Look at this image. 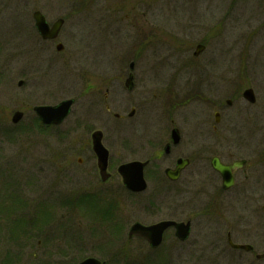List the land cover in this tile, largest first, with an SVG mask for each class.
Returning <instances> with one entry per match:
<instances>
[{
  "label": "flooded vegetation",
  "instance_id": "flooded-vegetation-1",
  "mask_svg": "<svg viewBox=\"0 0 264 264\" xmlns=\"http://www.w3.org/2000/svg\"><path fill=\"white\" fill-rule=\"evenodd\" d=\"M111 5L109 0H78L70 11L73 37L82 34V29L91 30L92 27H101L102 31L108 25L119 28L121 18L118 19L117 15L124 10ZM133 10L124 16L128 19ZM40 13L48 26L62 20L55 39L40 36L41 57L45 43L55 47L60 42L59 36L67 18L57 17L49 22L46 14L41 10ZM150 27V36L153 37L149 43L154 45L155 24L150 23ZM8 49L7 43L0 46V86H6L11 93L18 95L25 81L18 79L15 82V76L7 70V64L11 62ZM129 52L131 54L116 56L114 63L117 70L108 71L105 68L108 60L89 61L90 68L78 76L80 83L76 82L80 92L69 97L71 107L82 99L87 101L88 107L86 112L75 114L72 125L75 139L70 140L72 150L61 155L43 154L46 157L37 162L34 166L36 172L31 176L28 154L22 150L25 131L17 128L23 120L25 105L11 109V104H0V126L11 123L5 140L10 144L21 142L14 152L6 153L0 148V157L6 165L5 170L0 167V248L5 255H24L28 249L30 229L35 230L37 247L40 248L43 231L40 222L45 224L44 230L49 229V222L55 216L54 210L49 207L53 206L68 208V223L75 228L72 240L78 242V225L81 226V219H85L86 235L100 232L102 238L110 237L119 243L124 228L118 222L119 217L115 219L112 214L113 209L119 208L114 204L113 197H117L118 204L125 190L132 196L143 197L151 205H172L183 203L189 186L198 184L199 188L207 191L204 206H212V214L183 220L162 219L189 222V232L185 239L180 240L175 236L174 226L165 229L160 245L149 247L154 252L150 264H159L162 244L168 234L173 235L175 242L185 244L184 250H197L196 259L182 257L181 264H195L198 258L202 259L204 247L200 245L205 239L209 240L214 250L212 264H264V106L253 108L256 103H249L243 98V91L248 87L234 89V95L229 97L221 96V77L218 71L214 72L217 65H212L210 61H204L198 67V75L192 72L190 80L193 82H190L189 69L196 67L188 60L147 56L140 54L139 48ZM192 56L191 61L194 62L198 55ZM227 81L234 84L233 78ZM254 97L256 101L255 94ZM239 98L246 102H235ZM190 103H198L202 109L192 116V112H188ZM15 111H20L22 118L13 124L11 117ZM37 122L38 130L44 133L55 131L61 125L43 124L40 119ZM109 122L117 127L118 137L124 146L128 147V141L132 140L134 152L138 154L137 158L125 162L135 160L145 163L143 177L146 187L140 192L127 191L122 184L118 166L125 162L110 161L106 142ZM12 132H20L21 135ZM96 132H99L100 142L108 150L103 173L92 149L93 134ZM78 133L80 139H77ZM129 136L133 138H127ZM41 137L47 138L46 135ZM41 171L53 174V184L40 185L41 177L43 180ZM57 176L62 179L58 185L54 182ZM66 249L69 250L59 251L60 255L66 252L77 254L74 247ZM168 250L164 248L162 251L168 254ZM101 251H105L108 257H94L100 264H117L122 260L120 264H125L124 260L129 255L120 246L104 247ZM57 252L55 250L54 253ZM167 259H163L166 261L163 264H170ZM132 262L135 264L134 260ZM56 264L65 263L61 260Z\"/></svg>",
  "mask_w": 264,
  "mask_h": 264
},
{
  "label": "rangeland",
  "instance_id": "rangeland-1",
  "mask_svg": "<svg viewBox=\"0 0 264 264\" xmlns=\"http://www.w3.org/2000/svg\"><path fill=\"white\" fill-rule=\"evenodd\" d=\"M77 1L0 0V46L7 43L9 57H11L7 70L15 76V82L18 79L25 81L24 88L22 87L18 95L11 93L8 87L0 86V104H11L9 106L11 109L21 104L25 105L23 120L17 128H23L25 131L26 137L23 138L22 150L28 154L30 176L36 172L34 166H37L41 157H46L42 156L43 154L61 155L63 152L67 154L72 150L70 140L75 139L72 133L75 114L86 112L87 101L82 99L76 106H72V113L56 128L57 130L45 133L41 129L38 130V122L35 121L32 107L38 104H56L60 100L77 95L80 92L76 85V82L80 83L78 76L83 75L85 70L90 68L89 61L108 60V66L105 65V68H108V71L117 70L118 67L114 63L116 56L131 54L130 50L133 52L139 48L140 54L147 56H157L164 60L168 58L188 60L190 65L193 64L196 67V69L190 67L189 80L192 72L199 74L198 67H201L204 61H210L212 65H217L216 68L213 66L216 69L214 72L218 71L221 77V96L229 97L234 95L232 94L234 89L250 87L256 96V105L253 108L264 106V0H109L111 7H120L124 10L117 15L118 19L121 18L118 21L120 27L113 28L108 25L104 31L101 27L99 28L102 30L98 27H92L91 30L82 29L80 31L82 34H77L74 38L70 29L72 21L70 11ZM133 8V14H131ZM34 10L43 11L49 22L57 17L67 18L59 36V41L64 46L60 53L57 54L53 44L49 46L45 43L40 57V38L32 19ZM126 12H131L128 19L124 16ZM150 23L155 24L153 28L156 38L152 39L154 45L149 43L150 38L153 37L150 36L152 34ZM93 25H95L94 22ZM199 43H204L205 48L192 62V53ZM232 78L234 84L228 83L227 80ZM235 102L246 101L239 98ZM200 109L202 106L198 103L188 104V112L191 111L192 116ZM10 124L8 122L5 126H0V148L6 153L14 152L17 145L21 143L10 144L5 140V136L9 134L7 130L11 129ZM12 134L17 133L12 132ZM18 134L21 135L20 132ZM42 135H46L47 138L43 139ZM118 135L120 133L117 127L109 122L106 129V142L110 161L117 163L137 158L138 154L134 152L132 140L129 139V146L125 147ZM77 137L80 139L79 133ZM4 163L5 160L0 157V167L5 170ZM52 175L41 171L40 185L53 184ZM61 180L57 176L54 182L58 185ZM63 183L62 181V185ZM109 189L112 188L109 187ZM206 192L199 188L198 184H192L183 203L151 205L143 200V197L132 196L124 190L118 204L117 197L112 198L115 201L114 204L119 206L118 210L113 209L112 214L115 215V219L119 217L118 222L124 228L119 243L110 237L102 238L99 231L98 234L86 235L85 219H81V226L78 225L80 227L77 230L78 242L72 240L74 235L72 231L75 228L68 223L70 215L68 208L49 207L54 210L55 216L49 222V229L44 230L45 224L40 222V227L43 229L40 235V248L37 247V235L34 237L28 232L30 235H28L27 252L24 255L20 253L5 255L3 248H0V264L4 261L9 264H56L61 260L65 264H77L87 256L107 258L106 252L101 249L117 246L124 247L129 254L128 259L124 260L125 264H134L132 260L135 264H150L153 257L151 254L154 252H151L143 240L127 238L129 226L134 222L150 224L162 219L183 220L205 213L212 214L213 207L204 206ZM210 246L209 240L205 239L200 245L201 248L204 247L203 257L198 258L195 264H212L214 250ZM55 247L57 253H54L55 250L50 251ZM70 247H74L77 254L66 252L65 255H60L59 251L69 250L66 248ZM164 248L169 249L168 254L162 251ZM185 248V244L175 242L173 235L168 234L162 244L159 255L162 259L159 258V264L166 262L163 260L165 258H168L167 261L170 264H181L182 257L197 258L195 257L197 250L189 251L184 250ZM122 262L123 260L120 261Z\"/></svg>",
  "mask_w": 264,
  "mask_h": 264
},
{
  "label": "water",
  "instance_id": "water-1",
  "mask_svg": "<svg viewBox=\"0 0 264 264\" xmlns=\"http://www.w3.org/2000/svg\"><path fill=\"white\" fill-rule=\"evenodd\" d=\"M32 16L36 31L39 33V35H41L43 39H53L57 36L62 24V20H57L51 27H49L40 11H34ZM56 49L60 51L62 49V45L57 44ZM203 49L204 46L198 44L193 54L198 55ZM243 97L251 103L255 101L253 91L250 88L244 90ZM71 103L72 101L68 99L61 101L58 105L55 106L38 105L34 107V111L44 123L57 124L67 116ZM21 116L22 113L18 111L15 112L12 116V122L16 123L21 118ZM92 145L93 150L98 158L99 168L103 173L106 169L108 151L100 142L99 132L93 134ZM144 165L145 163L132 161L122 164L118 167V172L122 177V182L128 190L137 192L145 188L146 184L143 179L142 172ZM166 173L170 176V174H168V171H166ZM170 226H174L175 236L178 239L183 240L187 237L189 232V222L177 223L175 221L169 220H162L150 225H143L139 222H135L130 226L128 230V237L137 236L143 238L149 243L151 247H157L162 242V236L165 229ZM79 264H99V261L94 258H87L81 261Z\"/></svg>",
  "mask_w": 264,
  "mask_h": 264
},
{
  "label": "trees",
  "instance_id": "trees-1",
  "mask_svg": "<svg viewBox=\"0 0 264 264\" xmlns=\"http://www.w3.org/2000/svg\"><path fill=\"white\" fill-rule=\"evenodd\" d=\"M5 262V261H4ZM6 263V262H5Z\"/></svg>",
  "mask_w": 264,
  "mask_h": 264
}]
</instances>
